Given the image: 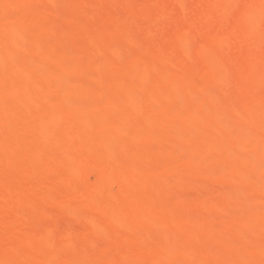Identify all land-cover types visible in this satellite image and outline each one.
<instances>
[{
    "label": "rangeland",
    "instance_id": "rangeland-1",
    "mask_svg": "<svg viewBox=\"0 0 264 264\" xmlns=\"http://www.w3.org/2000/svg\"><path fill=\"white\" fill-rule=\"evenodd\" d=\"M10 1L0 3V7L2 4L3 10L6 9L5 12L0 10L4 12V18L0 15V115L4 114L7 119L12 117L8 123L7 119L0 123L3 124V127L0 125V140L6 136L2 139L5 146L2 140L0 142L3 144L1 148L9 146L14 138L25 137L29 142V138L42 135V138L48 136L53 141H49L42 152L37 151L42 148L32 140L33 143L27 142V145L22 142L23 152L16 151L17 154L14 151L11 157L0 148V264H179L183 260L190 264V259L196 258L197 262L195 260L192 264H220L226 260V256L235 257L232 264H264V238L257 240L258 234L255 233L256 237L252 235L258 231L264 233V216H261L264 214V0H57L56 3L55 0H49L53 1L51 4L48 0ZM11 5L12 8L13 5L15 7L14 13L10 9ZM12 23L15 25L13 28ZM4 26L7 30L11 27L6 34L1 31ZM15 29L19 32L14 33ZM21 32H24V36ZM16 34L19 36H14ZM15 37L18 40L19 37L25 39L29 46L24 41L20 45L21 39L18 41ZM42 63L44 68L48 67L46 71H50V66H53V75L49 74L51 71L44 73L46 79L38 78L39 81L31 75L30 82L26 79L27 83L23 82L19 86V78L16 76L19 71L26 67L23 71L29 76L35 70L33 68H40ZM131 69L135 70L134 73ZM146 70L147 73L144 72ZM47 74L51 75L50 80ZM56 74L59 78L62 76L65 80H70L63 87H55L57 79V83H61ZM11 76L15 79L12 82L8 79ZM73 76L76 77L71 79ZM139 77L142 78L141 82ZM32 78L37 80L34 86H38V91L35 87L28 86V83H33ZM126 78L130 81L125 80ZM44 81L55 86L49 85L48 88ZM22 84L25 86H21ZM96 84H100L101 88ZM41 85H47L46 89L43 87L41 90ZM73 88L81 95L74 97ZM133 90L139 93V98ZM201 90L199 96L196 95ZM164 91H167L165 95ZM40 94L43 97L46 94L45 99L48 95L50 98L47 101ZM69 95H73V99H70L77 102L76 105L71 100L68 101ZM123 95L128 98H125V102ZM195 96L201 99L196 98L197 101ZM83 98L84 101L88 99L87 103ZM31 99L35 100V104ZM80 99L81 102L78 103ZM41 100L45 101L42 103ZM49 100L55 101L60 107L55 105L57 107L47 109V103L52 107ZM29 101L31 105L28 104ZM65 103H71L72 106L63 105ZM78 107L82 110L84 108L85 114ZM182 115L186 117L183 124ZM39 117H51L50 121L56 119L58 122H55L59 125H55L54 120L51 124H43L41 121V125ZM48 118L45 120L49 121ZM233 118L235 120L231 121ZM6 124L11 125V129L7 125L10 131L6 129ZM121 126L123 132L120 131ZM115 132L117 136L113 134ZM110 134L116 137L117 142ZM77 136L91 139L100 136L105 141L102 150L108 148L105 150V157L110 161L104 157L100 163L103 166L100 167L96 162L95 167L83 170L81 176L66 173L64 169L68 163L66 165L64 162L75 161L72 158L74 154L68 157L69 153L66 156V153L57 151L58 146L53 145V142L55 143V139ZM120 136L122 140L124 138L122 143L119 141ZM109 137L112 139L108 140ZM188 137L192 140V143L189 141L191 144L183 141ZM236 137L242 141L235 139ZM234 139L235 146L237 143L241 146H236L239 152L231 150L234 151L231 154L229 150L235 149L234 142L231 143ZM112 140L117 146H111ZM203 140L206 148H201ZM119 144L123 149L118 148ZM14 145L11 149L17 150L19 143L16 148ZM49 145H53L50 146L51 152L48 150ZM138 145H142L143 149H134ZM20 146L21 144L18 147ZM97 147L101 148V144ZM109 147L114 148L115 152ZM140 149L143 151L141 150L140 155L137 154V158L135 153L140 152ZM38 152L44 154H40L43 158L37 157V160ZM107 152L111 156L108 157ZM164 152L174 154L171 156L173 160L167 158L166 162L170 161L169 164L163 161ZM112 159H115L113 163ZM56 160L65 166L64 169L61 166L59 170L60 165L54 163ZM135 161L137 163L133 165L132 162ZM33 162L36 165L33 166ZM163 164L165 168H173L165 170ZM128 165L134 166L136 170L132 167L133 170L127 171ZM218 166H221L219 170ZM234 167L238 170H232ZM90 175L98 178L100 186L96 183L86 184V178ZM121 177L126 181L129 179L128 182ZM148 179L152 181L149 182ZM66 181L69 182L65 183ZM124 181L129 183L126 187ZM101 182H105V187ZM174 183H179L176 188ZM95 186L98 187L97 190H94ZM238 189L241 190L240 193L243 192L242 195L236 193ZM77 192H81L80 196H77ZM90 194L98 197L96 202L89 199L92 196ZM82 195L85 196L83 200ZM245 196L249 198L246 199ZM235 198L237 205H234ZM88 199L91 201H87ZM43 205L46 206L42 208ZM140 205H145L147 209L135 213V208ZM155 208L158 211H154ZM116 209L119 210V221L111 220V215H116ZM93 210L96 211L94 214ZM121 211H124V215ZM111 212L113 213L109 215ZM102 227L106 228L103 230ZM27 229L30 232L34 230L33 235ZM164 239L172 242L167 243ZM222 252L225 255L227 252V255ZM25 256L27 260L22 259Z\"/></svg>",
    "mask_w": 264,
    "mask_h": 264
},
{
    "label": "bare ground",
    "instance_id": "bare-ground-1",
    "mask_svg": "<svg viewBox=\"0 0 264 264\" xmlns=\"http://www.w3.org/2000/svg\"><path fill=\"white\" fill-rule=\"evenodd\" d=\"M0 1H1V0H0ZM11 1H12V0H11ZM11 1H10V2H11ZM29 1H30V0H29ZM32 1H33V0H32ZM32 1H31V2H32ZM36 1H37V0H36ZM36 1H35V3H36ZM2 2L4 3V0L1 1L0 3H2ZM16 2H17V1H16ZM21 2H22V1H21ZM51 2H53V1H51ZM51 2H49V0H48V3L51 4ZM56 2H57V0H55V3H56ZM61 2H63V1H61ZM13 3H14V2H13ZM32 3H33V2H32ZM32 3H31V4H32ZM9 4H10V3H9ZM25 4H26V3H25ZM27 4H28V3H27ZM63 4H64V3H63ZM63 4H62V6H63ZM14 5H15V4H14ZM14 5H13V8H12V5H11V7H10V9L12 8L11 11H12L13 13H14L13 9L15 10ZM19 5H20V4H19ZM22 5H24V4H22ZM22 5H21V7H22ZM28 5H29V4H28ZM28 5H27V6H28ZM60 5H61V3H60ZM2 6H3V5L1 4V7H0L1 9H0V10H3V9H4V8H2ZM7 6H8V5H7ZM4 7H5V6H4ZM59 7H60V6H59ZM5 10H6V9H5ZM5 10H3V11L5 12ZM20 10H21V9H20ZM11 11H10V12H11ZM254 11H255V10H254ZM254 11H252L253 14H254ZM4 12H2V11L0 12V15H1L2 17L4 16V14L2 15V13H4ZM12 12H11V13H12ZM15 12H16V11H15ZM253 14H252V13L250 14V15H252V18H253ZM6 15H7V14H6ZM6 15H5V16H6ZM12 15H13V14H12ZM1 16H0V17H1ZM7 16H8V15H7ZM2 17H1V18H2ZM10 17H11V16H10ZM12 17H13V16H12ZM3 18H4V17H3ZM4 20H5V19H4ZM7 20H8V19H7ZM17 20H19V19H17ZM23 20H24V19H23ZM252 20H253V19H252ZM11 21H12V20H11ZM27 21H28V24H29V19H28ZM45 21H46V20H45ZM21 22H22V21H21ZM24 23H25V22H24ZM8 24H11V23H8ZM26 24H27V23H26ZM31 24H32V23H31ZM1 25H2V24H1ZM12 25H14V23H12ZM27 26H28V25H27ZM45 26H46V25H45ZM13 27H15V25L12 26V28H13ZM21 27H22V26H21ZM40 27H41V26H40ZM10 28H11V27H10ZM10 28H8V30H7V28H5V26H4V28L1 29V31H3V33H2V32H1V33H2V34H6V32H8ZM23 28H25V25H24ZM3 29H5L6 31L3 30ZM17 29H18V28H17ZM43 29H44V28H43ZM43 29H41V30H43ZM13 30H14V29H13ZM11 31H12V29H11ZM11 31H10V34H11ZM21 31H22V30H21ZM4 32H5V33H4ZM15 32H19V30H16V29H15L14 33H15ZM44 32H45V30H44ZM54 32H55V31H54ZM12 33H13V31H12ZM21 33H22V35L24 36V34H23L24 32H21ZM21 33H18V34H21ZM49 34H50V33H49ZM257 34H258V33H257ZM12 35H13V34H12ZM22 35H21V36H22ZM14 36H17V37H18L19 35L16 34V35H14ZM21 36H20V37H21ZM25 36H26V34H25ZM17 37H15V38H17ZM20 37H19V40H20L21 38H25V37H21V38H20ZM32 37H33V36H32ZM28 39H29V38H28ZM17 40H18V38H17ZM19 40H18V41H19ZM24 40H25V39H23V40L21 39L20 42H21V41H24ZM26 41H27V40H26ZM237 41H238V40H237ZM239 42H240V41H239ZM24 43H26V42L24 41ZM24 43H23V44H24ZM241 43H242V42H241ZM23 44H22V42L20 43V45H23ZM26 44L29 46L28 42H27ZM32 44H33V43H32ZM69 44H70V43H69ZM239 44H240V43H239ZM63 45H64V44H63ZM63 45H62V46H63ZM241 45H242V44H241ZM25 46H26V45H25ZM32 47H34V46H32ZM68 47H69V46H68ZM97 52H98V51H97ZM97 52H96V53H97ZM62 53H63V52H62ZM98 54H99V53H98ZM102 54H103V53H102ZM101 56H102V55H101ZM227 56H228V55H227ZM65 57H66V56H65ZM69 57H70V56H69ZM98 57H99V55H98ZM98 57H97V58H98ZM62 58H63V57H62ZM66 58H67V57H66ZM101 58H102V57H101ZM58 59H59V58H58ZM99 59H100V58H99ZM225 59H226V58H225ZM61 60H62V59H61ZM68 60H69V59H68ZM101 60H102V59H101ZM52 61H53V60H52ZM56 62H58V61H56ZM63 62H64V61H63ZM100 62H101V61H100ZM44 64L46 65V62H45ZM69 64H71V62H69ZM69 64H68V66H69ZM45 65H43V63H42V66H43V67H42V66H40V68H39V66L34 67L33 70L35 69L36 72H35V70H34V71H31L32 74H31L30 72H28V73H30L29 76H27L26 71H23V70H26V67L23 68L21 71H19V74L16 75V76H17V79L19 78V82H18V83H19V86H20L21 83L25 82L26 79H27L28 82H30L29 79H30L31 75H33V77L36 78L37 80H38V78H39V79H40V78H43L42 80H45V79H46V78L44 77L45 74H46L47 72H50V71H51V72H50L49 74L53 75L52 72L54 71V69L51 70V69L53 68V66H52V68H51V66H50V71H48V70L46 71V69H47L48 67L44 68ZM54 66H55V65H54ZM41 67H42L43 69H42ZM54 68H55V67H54ZM208 68H209V67H208ZM20 69H21V68H20ZM20 69H19V70H20ZM39 69H40V70H39ZM41 69H42V71H41ZM44 69H45V70H44ZM63 69H64V68H63ZM134 69H136V68H134ZM142 69H143V68H142ZM142 69H141V70H142ZM180 69H181V68H180ZM67 70H68V69H67ZM67 70H65V71L62 70V71H63V72H66ZM69 70H70V69H69ZM131 70H132L133 73H134L135 70H133V69H131ZM139 70H140V69H139ZM209 70H210V69H209ZM37 71H38V72H37ZM206 71H207V70H206ZM20 72H21V73H20ZM22 72H23V76H22ZM24 72H25L26 76H24V75H25ZM33 72H35V73H33ZM67 72H68V71H67ZM141 72H142V71H141ZM144 72L147 73V70L144 71ZM233 72H234V71H233ZM37 73H38V74H37ZM44 73H45V74H44ZM130 73H132V72H130ZM226 73H227V72H226ZM34 74H36V75H34ZM49 74H47L46 76H48ZM57 74H58V73H57ZM57 74H56V75H57ZM61 74H63V73L61 72ZM66 74H67V73H66ZM66 74H64V77L66 76ZM20 75H21L22 77H21ZM39 75H40V76H39ZM51 75L48 76L49 80H50V76H51ZM59 75H60V73H59ZM131 75L134 76V74H131ZM131 75H130V76H131ZM140 75H142V74H140ZM140 75H138V76H140ZM38 76H39V77H38ZM42 76H43V77H42ZM67 76H68V75H67ZM133 76H132V77H133ZM142 76H144V75H142ZM148 76H149V75H147V77H148ZM182 76H183V75H182ZM20 77H21V78H20ZM24 77H26V78H24ZM28 77H29V78H28ZM52 77H54V76H52ZM69 77H70V76H69ZM75 77H76V76H75ZM75 77L73 76L71 79H73V78H75ZM128 77H129V76H128ZM144 77H145V76H144ZM57 78H59L58 75H57ZM57 78H56V79H57ZM62 78H63L62 76L59 78V79H61V80L59 81V82H61V83H59V84L57 83V81H58V79H57V81H56V85H57V86H55V84H53V83H52V84H49V82H48L49 80L47 79L48 81H46V82H47L48 88L50 87L49 85H51L52 87H54V86H55V87H60V86H62V85H65L66 81H68L69 78L66 77V78H68L67 80H65V78H63V79H62ZM130 78H131V77H130ZM139 78H140V77H139ZM148 78H149V77H148ZM173 78H174V77H173ZM8 79H9L10 82H12V81L15 80V79L13 80V77H12V76L9 77ZM8 79H7V80H8ZM24 79H25V80H24ZM36 79L34 80V79L32 78V80H33V83H32V84H33V85H32L31 83H30V84L28 83V86L31 85V88H34V87H35V88L37 89V91H38V88H37L38 86H37V87L34 86V84L36 85V82H37ZM56 79H55V80H56ZM141 79H142V78H140V80H139L140 82H141ZM143 79H144V78H143ZM206 79H207V77H206ZM21 80H22V81H21ZM62 80H63V81H62ZM69 80H70V79H69ZM125 80L130 81V80L127 79V78H126ZM174 80H176V79H174ZM199 80H200V79H199ZM38 81H39V80H38ZM118 81H119V80H118ZM131 81H133V80H131ZM144 81H145V80H143V82H144ZM146 81H147V79H146ZM213 81H214V80H213ZM10 82H9V83H10ZM46 82L44 81V84H46ZM63 82H64V83H63ZM72 82H73V81H72ZM95 82H96V81H95ZM98 82H99V81H98ZM121 82H123V81H121ZM140 82H139V83H140ZM25 83H27V82H25ZM67 83H68V82H67ZM100 83H101V82H100ZM127 83H128V82H127ZM172 83H173V82H172ZM172 83H171V86H172ZM179 83H180V82H179ZM190 83H191V82H190ZM208 83H210V82H208ZM39 84H43V83H39ZM70 84H72V83H70ZM120 84H121V83H120ZM122 84H123V83H122ZM132 84H133V83H132ZM176 84H177V83L175 82V85H176ZM199 84H200V83H199ZM213 84H214V83H213ZM23 85L25 86V84H22L21 86H23ZM26 85H27V84H26ZM47 85H45V86L41 85L40 89L43 88V87L46 89V86H47ZM59 85H60V86H59ZM96 85H99L100 88H101V85H100V84H96ZM189 85H190V84H189ZM214 85L217 86V84H214ZM39 86H40V85H39ZM118 86H120V85H118ZM129 86H130V85H129ZM176 86H177V85H176ZM29 87H30V86H29ZM62 87H63V86H62ZM97 87H98V86H97ZM177 87H178V86H177ZM35 88H34V89H35ZM44 88H43V89H44ZM48 88H47V89H48ZM112 88H113V86H112ZM112 88H111V89H112ZM121 88H123V87H121ZM140 88L142 89L141 85H140ZM170 88L173 89L174 87H170ZM170 88H168V89H170ZM178 88H179V87H178ZM178 88H177V90L180 89V88H179V89H178ZM188 88H189V87H188ZM208 88H210V87H208ZM215 88H216V87H215ZM40 89H39V90H40ZM74 89H75V88H73L72 90H74ZM156 89H157V88H156ZM165 89L167 90L166 87H165ZM165 89H163V90H165ZM181 89H182V88H181ZM186 89H187V87H186ZM41 90H42V89H41ZM76 90H77V89H75L74 94H73L74 97H77L78 94L81 95V93H76V92H78V90H77V91H76ZM118 90L121 91V89H118ZM123 90H124V89H123ZM126 90H127V89H126ZM143 90H144V89H143ZM152 90H153V89H152ZM194 90H195V89H194ZM199 90H200V89H199ZM138 91L140 92L139 87H138ZM149 91H150V90H149ZM180 91H181V90H180ZM180 91H179V92H180ZM207 91H208V90H206L205 93H206ZM218 91H219V87H218ZM218 91H217V92H218ZM71 92H73V91H71ZM105 92H106V91H105ZM114 92H115V91H114ZM122 92H123V91H122ZM133 92H134V90H133ZM133 92H131L130 95H131ZM146 92H147V91H146ZM151 92H153V91H151ZM160 92H161V91H160ZM164 92H165V91H164ZM166 92H167V91H166ZM166 92L164 93V95L166 94ZM181 92H182V91H181ZM186 92H187V90H186ZM201 92H202V90H201L200 92H198L196 95L199 96V93H201ZM38 93H41V92H38ZM134 93H135V92H134ZM148 93H149V92H148ZM158 93H159V92H158ZM172 93H173V92H172ZM189 93H190V92H189ZM191 93H192V92H191ZM195 93H196V92H195ZM203 93H204V92H203ZM203 93H202V96H203ZM115 94H116V93H115ZM117 94H118V93H117ZM124 94H126V92H125ZM135 94H136L137 97L139 96V93L137 94V92H136ZM135 94H134V97H136ZM187 94H188V92H187ZM218 94H219V93H218ZM218 94H217V95H218ZM34 95H35V94H34ZM38 95H39V94H38ZM47 95H48V94H47ZM57 95H58V94H57ZM57 95H55V98H57V97H56ZM70 95H71V94H70ZM70 95L68 96L69 99L67 98L68 101H70V100H71L70 98L73 97V95H72V97H70ZM75 95H76V96H75ZM130 95H128V96L130 97ZM147 95H148V94H147ZM206 95H207V93H206ZM36 96H37V95H36ZM40 96L42 97V99H45L44 97L46 96V94L44 95V97H43V94H40ZM40 96H39V97H40ZM58 96L60 97V95H58ZM123 96H124V95H123ZM126 96H127V95H126ZM156 96H157V95H156ZM190 96H191V94H190ZM190 96H189V97H190ZM39 97H38V98H39ZM80 97H83V96H80ZM131 97H132V95H131ZM131 97H130L129 99H131ZM137 97H136V98H137ZM144 97H145V96H144ZM146 97H147V96H146ZM146 97H145V98H146ZM149 97H150V96H149ZM179 97H180V96H179ZM200 97H201V95H200ZM32 98H35V97H32ZM36 98H37V97H36ZM48 98H50L49 95H48V97H47L45 100L48 101ZM55 98H54V100H57V99H55ZM60 98H61V97H60ZM84 98H85V97H84ZM84 98H83V101H84ZM109 98H110V97H109ZM125 98H126V97L124 96V102H125ZM136 98H135V99H136ZM138 98H139V97H138ZM140 98H141V97H140ZM145 98H144V99H145ZM150 98H151V97H150ZM196 98L198 99L199 97H196V96H195L194 99H196ZM216 98H217V97H216ZM61 99H62V98H61ZM72 99H73V98H72ZM122 99H123V98H122ZM122 99H121V102H122ZM127 99H128V98H126V100H127ZM153 99H154V98H152V100H153ZM180 99H181V98H180ZM194 99H193V100H194ZM197 99H196V100H197ZM199 99H201V98H199ZM45 100H41L42 103H43V101H45ZM51 100H52V99H51ZM138 100H141V99H138ZM149 100H151V99H149ZM184 100H185V99H184ZM190 100H192V99H190ZM190 100H189V101H190ZM196 100H195V101H196ZM218 100H219V99H218ZM31 101H33V99H31ZM31 101H29L28 104H29ZM34 101H35V100H34ZM34 101H33V104H35ZM59 101H60V100H59ZM65 101H67V100L65 99ZM65 101L62 100V101H60V102H65ZM87 101H88V99L86 98V101H84V102L87 103ZM100 101H101V100H100ZM102 101H103V100H102ZM131 101H132V99H131ZM131 101H129V102L131 103ZM142 101H143V100H142ZM182 101H183V99H182ZM197 101H198V100H197ZM49 102H51L50 104H52V107H50L49 103H47L48 106L50 107V108L48 107L47 109H51V108H53L55 105L59 106L58 104H56L55 101H50V100H49ZM79 102H81V99H80V101H78V103H79ZM133 102H134V101H133ZM191 102H193V101H191ZM53 103H54V104H53ZM67 103H68V102H67ZM67 103H65V104H63V105H69V104H70V105L72 106L71 103H74V104L76 105L77 102H74V101L72 102V100H71V103H69V104H67ZM143 103H144V102H143ZM145 103H146V102H145ZM230 103H231V102H230ZM40 104H41V103H40ZM82 104H83V103H82ZM88 104H89V103H88ZM127 104H128V103H127ZM139 104H140V102H139ZM154 104H155V103H154ZM190 104H191V103H190ZM29 105H31V103H30ZM63 105H62V106H63ZM75 105H74V106H75ZM86 105H87V104H86ZM93 105H94V104H93ZM151 105H152V104H151ZM37 106L39 107V104H38ZM57 106H55V107H57ZM77 106H78V105H77ZM88 106H89V105H88ZM154 106H155V105H154ZM157 106H158V105H157ZM157 106H156V107H157ZM191 106L193 107V105H191ZM38 107H37V108H38ZM59 107H60V106H59ZM81 107H82V106H81ZM83 107H84V106H83ZM86 107H87V106H86ZM90 107H91V106H90ZM90 107H89V108H90ZM150 107H151V106H150ZM186 107H187V106H186ZM232 107H233V106H232ZM232 107H231V108H232ZM78 108H80V107H78ZM145 108H146V107H145ZM189 108H190V107H189ZM80 109H81V108H80ZM152 109H154V107H153ZM152 109H151V110H152ZM181 109H182V108H181ZM81 110H82V109H81ZM87 110H89V109H87ZM143 110H144V109H143ZM193 110H195V109H193ZM182 111H183V110H182ZM237 111H238V110H237ZM239 111H240V110H239ZM43 112H44V111H43ZM79 112H80V113L84 112L83 114H85L86 111H85V109L83 108L82 112H81L80 110H79ZM89 112H90V111H89ZM94 112H96V110H95ZM178 112H180V111H178ZM192 112H193V111H192ZM240 112H241V111H240ZM123 113H125V112H123ZM5 114H6V113H5ZM83 114H82V115H83ZM120 114H121V113H120ZM125 114H126V113H125ZM182 114H183V113H182ZM24 115H25V114H24ZM24 115H23V116H24ZM43 115H44V114H43ZM43 115H42V117H43ZM80 115H81V114H80ZM87 115H88V114H87ZM179 115H180V114H179ZM191 115H193V114H191ZM6 116H7V115H6ZM26 116H27V114H26ZM83 116H84V115H83ZM182 116H183V115H182ZM0 117H2V118H0V123H1V121H5L4 119H7V118H5V115H4V114H3L2 116L0 115ZM42 117H41V118L39 117V121H38L41 125H42V122H43V124H44V122H45L46 124H49V122H50V124H51V121H52V123H53V120H54V119H52V120L50 121L51 117H50V119H49L48 117H45V118L42 119ZM136 117H137V116H136ZM234 117H235V116H234ZM9 118H12V117L9 116L8 119H7V122H6V123H8ZM24 118H25V117H24ZM46 118H48L49 121H46V120H45ZM99 118H100V117H99ZM137 118H138V117H137ZM182 118H183V119H182V120H183L182 124H183V123H185V118H186V117L184 118V116H183ZM188 118L190 119L189 116H187V119H188ZM147 119H148V118H147ZM43 120H44V121H43ZM55 120H56V119H55ZM55 120H54V123H56L55 125H59V124L57 123L58 120H56L57 122H55ZM98 120H99V119H98ZM127 120H128V118L126 119V122H127ZM131 120H132V116H131ZM131 120H129V122H130ZM182 120H181V121H182ZM234 120H235V119L233 118V120H231V121H234ZM10 121H11V119H10ZM41 121H42V122H41ZM100 121H103V120L100 119ZM100 121H99V122H100ZM148 121H149V120H148ZM229 121H230V120H229ZM2 123H3V122H2ZM9 123H11V122H9ZM148 123H149V122H148ZM125 124H126V123H125ZM125 124H124V125H125ZM153 124H154V123H153ZM157 124H158V123H156V125H157ZM0 125H1V124H0ZM2 125H3V124H2ZM2 125H1V126H2ZM7 125H8L9 127H10L11 125H10V124H6V126H5V127H7L6 129L9 130V127H8ZM132 125H133V124H132ZM146 125H147V124H146ZM146 125H145V126H146ZM226 125H227V124H226ZM149 126H150V127H153V125L151 126V124H149ZM165 126H166V125H165ZM223 126H225V125H223ZM2 127H3V126H2ZM5 127H4V128H5ZM118 127H119V126H118ZM122 127H123V126L120 127V131L123 132V130H121ZM143 127H144V126H143ZM166 127H168V126H166ZM231 127H232V125H231ZM231 127H230L229 129H231ZM124 128H125V126H124ZM158 128H160V127H157V129H158ZM226 128H227V127H226ZM10 129H11V127H10ZM111 129H112V128H111ZM114 129H115V128H114ZM137 129H138V128H137ZM142 129H143V128H142ZM144 129H145V128H144ZM154 129H156V128H154ZM223 129H224V128H223ZM227 129H228V128H227ZM116 130H118V128H117ZM125 130H126V131L128 130V125H127V127H126ZM133 130H134V129H133ZM224 130H225V129H224ZM9 131H10V130H9ZM120 131H119V133H120ZM136 131H137V130H136ZM138 131H139V130H138ZM0 132H1V131H0ZM2 132H3V131H2ZM109 132H110V131H108V133H109ZM116 132H117V131H116ZM116 132L113 133V134L115 135ZM122 132H121V133H122ZM124 132H125V131H124ZM143 132H146V131L143 130ZM155 132H156V131H155ZM105 133H107V132H105ZM108 133H107V134H108ZM156 133H157V132H156ZM234 133H235V131H234ZM234 133H233V135H234ZM14 134H15V133H14ZM113 134H112V135L110 134L109 136L113 137ZM117 134H118V132H117ZM117 134H116V136H117ZM141 134L143 135L144 133H141ZM3 135H5V134H3ZM3 135H2V136H3ZM7 135H8V134H7ZM104 135H105V134H104ZM104 135H102V137H103ZM120 135H121V134H120ZM131 135H132V133H131ZM136 135H137V134H136ZM12 136H13V134H12ZM75 136H76V135H75ZM123 136H124V135H123ZM143 136H144V135H143ZM149 136H150V135H149ZM258 136H259V135H258ZM5 137H6V136H5ZM5 137H3V138H5ZM10 137H11V136H10ZM32 137H33V136H32ZM47 137H48V136H47ZM47 137L43 136V138H42V135H40V137L38 136V138H37V137H36V138H35V137H34V138H29V140H30L29 142H32V141H33L34 143L39 144V145L41 146L42 149L37 150V151H41V152H42L43 149L45 150V146H46V144H48L49 141H50V138H49V137L47 138ZM70 137H72V136H70ZM97 137H98V136H97ZM102 137H101V138H102ZM105 137H108V136H105ZM111 137H109V139H108V138H107V139L110 140V139H112ZM138 137H139V136H138ZM3 138H1V140H2ZM117 138H119V135H118ZM120 138H121V136H120ZM139 138H140V137H139ZM188 138H189V137H188ZM200 138H201V137H200ZM9 139H10V138H9ZM12 139H13V137H12ZM12 139H11V140H12ZM16 139H17V140H16ZM24 139H25V137L22 138V139H21V138H14V140H12L11 142H10V140H8V141L10 142V143H9L10 145L7 146V147H3V148H1L2 145L4 144V141L2 140L3 144L0 143V148H1V150H2V149L5 150V154H6V155H10V157H11L12 154L14 153V151H15V152L17 151V152L19 153V152H21L22 146L24 147V144L27 145L28 139H27V138H26L25 140H24ZM48 139H49V140H48ZM103 139H105V138L103 137ZM103 139L101 140V139H100V136H99L97 139H91V138H88V137H86V136H81V137H78V136H77L76 138H66V137H64V139H58V140L55 139V143L53 142V145L56 144V146H58V147L55 146L56 149L58 148L57 151L59 150V151H62L63 153H66V156H68V153H69V156H68V157H72L73 154H74V156H73L72 158H75V161H72V162H70V161L64 162L66 165H67V163H68V165L66 166L65 169H64L65 166H62L63 164L61 165V163H60L59 161L56 160L57 162L54 161V163H56L57 166L60 165V166L58 167L59 170H60V168H61V166H62V168L64 169V171H65L66 173H67V172H70V173H75V174H77L78 176H81L83 170L86 171V170H88L89 168L91 169V167H92V168L95 167L94 164H95L96 162H98L99 165H100V163L103 162V159H104V157H105V152L108 150V148L106 149V147L104 148V150H102V147H104L103 144H104V142H105V141L103 142ZM114 139H116L115 136L113 137V140H114ZM128 139H129V138H128ZM134 139H135V136H134ZM136 139L138 140V138H136ZM189 139H190V140H189ZM189 139H187V138H186L185 140L183 139V141H185L184 143H185V144H186V143H187V144H191V143H192V140H191V138H189ZM220 139H221V138H220ZM235 139H239V138L236 137ZM235 139L231 141V143L234 142V146H235ZM1 140H0V142H1ZM26 140H27V141H26ZM31 140H32V141H31ZM113 140H112V141H113ZM121 140H122V138H121L119 141H121ZM123 140H124V138H123ZM123 140H122V141H123ZM137 140H135V141H137ZM145 140H146V139H145ZM149 140H150V138H149ZM186 140H187V141H186ZM216 140H217V139H216ZM239 140L242 141L241 139H239ZM256 140H257V139H256ZM259 140L261 141V138H260ZM8 141H7V143H8ZM52 141H53V140H52ZM52 141H50V142H52ZM106 141H107V140H106ZM112 141H111V142H112ZM122 141H121V143H122ZM129 141H130V140H129ZM133 141H134V140H133ZM178 141H179V140H178ZM189 141H191V143H189ZM217 141H218V140H217ZM227 141H228V140H227ZM236 141H237V140H236ZM260 141H259V142H260ZM5 142H6V140H5ZM20 142H21V143H20ZM22 142L24 143L23 145H22ZM25 142H26V143H25ZM29 142H28V143H29ZM33 142H32V143H33ZM102 142H103V143H102ZM115 142H117V139H116ZM131 142H132V141H131ZM144 142H145V141H144ZM200 142H201V141H200ZM237 142H239V141H237ZM247 142H248V141H247ZM256 142H257V141H256ZM11 143L15 144L14 147H15L18 143H19V145L21 144V146H20V148H19V147H18L19 145H17V150H15V149L13 150V149H11V148H13V144H12V146H11ZM97 143L101 144V148H100V147H97V146L99 145V144H97ZM106 143H107V142H106ZM142 143H143V142H142ZM172 143H173V142H172ZM202 143H203V144H202ZM240 143H241V142H240ZM261 143H262V142H261ZM110 144H111V143H110ZM114 144H116V146H117V143H114V141L112 142V145H111V146L114 147ZM201 144H202V147H201V148L205 147V145H206V144L204 143V140H203V142H201ZM204 144H205V145H204ZM217 144H218V143H217ZM223 144H224V143H223ZM256 144H257V143H256ZM32 145L34 146L35 144H32ZM53 145H52V146H53ZM119 145H120V144H119ZM122 145H123V144H122ZM126 145H127V144H126ZM129 145H130V144H129ZM150 145H151V144H150ZM166 145H168V144H166ZM238 145H239V144L237 143V144H236L237 148H239ZM4 146H5V144H4ZM33 146H32V147H33ZM36 146H37V145H36ZM43 146H44V147H43ZM50 146H51V145H49V148L47 147L48 150H50L49 152L52 151V150L50 149ZM52 146H51V147H52ZM169 146H170V145H169ZM232 146H233V144H232ZM236 146H235V149H234L233 147H230V146H229V148H233V149H230V150L228 149L229 152H231V154H232V152H234V151H231V150H237V151H238V149L236 148ZM239 146H241V145H239ZM119 147H121V148L123 149V147H122L121 145L118 146V148H119ZM139 147H140V145H138L137 147H134V149H137V150H138ZM164 147H165V146H164ZM259 147H260V146H259ZM5 148H6V149H5ZM15 148H16V147H15ZM29 148H30V147H29ZM47 148H46V149H47ZM99 148H100V149H99ZM121 148H120L119 150H121ZM140 148L143 149V146L141 145ZM171 148H172V147H171ZM194 148H195V147H194ZM205 148H206V147H205ZM27 149H28V147H27ZM36 149H37V148H36ZM109 149H111V147H109ZM113 149H114V148H113ZM113 149H111V150H113ZM142 149H140V152H137V151H136V153H135L136 156H135V157L138 158V155H137V154L140 155V153L143 151ZM146 149H147V148H146ZM168 149H169V148H168ZM210 149H211V148H209V150H210ZM240 149H241V148H240ZM257 149H259V148H257ZM1 150H0V151H1ZM19 150H20V151H19ZM22 150H23V149H22ZM54 150H55V149H54ZM105 150H106V151H105ZM111 150H110V152H109V151H108V152L111 153V152H112ZM125 150H126V149H125ZM141 150H142V151H141ZM197 150H199V149L197 148ZM205 150H206V149H205ZM207 150H208V149H207ZM219 150H220V149H219ZM10 151H11V152H10ZM113 151H114V150H113ZM126 151H127V150H126ZM132 151H133V150H132ZM146 151H147V150H146ZM220 151H221V150H220ZM239 151H240V150H239ZM239 151H238V152H239ZM251 151H253V150H251ZM255 151H256V150H255ZM255 151H254V152H255ZM257 151H258V150H257ZM6 152H7V153H6ZM17 152H16V153H17ZM22 152H23V151H22ZM22 152H21V153H22ZM45 152H46V151H45ZM54 152H55V151H54ZM108 152H107V155H108ZM114 152H115V151H114ZM114 152H113V153H114ZM150 152H151V151H150ZM154 152H156V151H154ZM224 152H225V151H224ZM11 153H12V154H11ZM16 153H15V154H16ZM18 153H17V154H18ZM47 153H48V152H47ZM116 153H117V151H116ZM132 153H133V152H132ZM145 153H146V152H145ZM151 153H152V152H151ZM156 153H157V152H156ZM170 153H172V152H170ZM170 153L167 154V152H166V153L164 152V155H165V159H163L164 162L167 161V158H168V160H170V159L172 158L171 156L174 155V154H170ZM248 153H249V152H248ZM2 154H3V153H2ZM40 154H41L40 152H38V154H36V155H37V156H36V159H37V160H38L39 157H42L41 155L44 154V153H42L41 155H40ZM51 154H52V153H51ZM75 154L78 155V156H75ZM120 154H121V153H119V155H120ZM128 154H129V153H128ZM157 154H158V153H157ZM169 154H170V156H169ZM181 154H182V152H181ZM222 154H223V153H222ZM228 154H230V153H228ZM231 154H230V155H231ZM234 154H236V153H234ZM0 155H1V154H0ZM38 155H40V156H38ZM63 155H64V154H63ZM70 155H71V156H70ZM80 155H81V156H80ZM121 155H122V154H121ZM132 155H133V154H132ZM161 155H163V154H161ZM4 156H5V155H4ZM32 156H35V155H32ZM32 156H31V157H32ZM51 156H52V155H51ZM59 156H60V155H59ZM89 156H90V158H89ZM109 156H111V154L108 155V157H109ZM146 156H147V155H146ZM156 156H157V155H156ZM166 156H167V157H166ZM224 156H225V155H224ZM232 156H233V155H232ZM248 156H249V155H248ZM31 157H30V158H31ZM37 157H38V158H37ZM78 157H79V158H78ZM80 157H82V158H81L82 160H80ZM124 157H127V156H124ZM124 157H123V158H124ZM169 157H170V158H169ZM7 158H8V157H7ZM42 158H43V157H42ZM56 158H57V157H56ZM88 158H89V159H88ZM91 158H92V160H94V161H92ZM106 158H107V157H105V159H106ZM151 158H152V157H151ZM151 158H150V159H151ZM160 158H161V157H160ZM226 158H227V157H226ZM229 158H230V156H229ZM9 159H10V158H9ZM34 159H35V157H34ZM50 159H51V158H50ZM78 159H79L80 161H79ZM124 159H125V158H124ZM6 160H7V159H6ZM6 160H5V161H6ZM29 160L31 161V159H29ZM90 160H91V161H90ZM107 160L110 161L108 158H107ZM113 160H115V159H112V161H111L112 163H113ZM135 160H136V158H135ZM171 160H173V158H172ZM227 160H228V159H227ZM248 160H250V159H248ZM3 161H4V160H3ZM34 161H35V163L37 162L36 160H34ZM40 161H41V159H40ZM82 161H84V162L82 163ZM124 161H125V160H123V162H124ZM136 161H138V159H137ZM136 161H135V163L132 162L133 165L137 163ZM152 161H153V159H152ZM250 161H251V160H250ZM0 162H1V161H0ZM111 162H110V163H111ZM143 162H144V161H143ZM154 162H155V160H154ZM169 162H170V161H169ZM169 162H166V163L169 164ZM225 162H226V161H225ZM7 163H8V162H7ZM46 163H47V161H46ZM54 163H53V166H54V168H55L56 165H55ZM59 163H60V164H59ZM69 163H70V164H69ZM71 163H72V164H71ZM77 163H79V165H77ZM215 163H217V162H215ZM222 163H223V162H222ZM0 164H1V163H0ZM8 164H9V163H8ZM10 164H11V163H10ZM29 164L31 165V162H29ZM38 164H39V162H38ZM90 164H91V165H90ZM98 164H97V166H98ZM117 164H118V163H117ZM125 164H126V163H125ZM143 164H144V163H143ZM145 164H146V163H145ZM170 164H171V163H170ZM218 164H219V163H218ZM224 164H226V163H224ZM227 164H228V162H227ZM249 164L251 165L250 162H249ZM252 164H254V163H252ZM256 164L258 165V162H257ZM261 164H262V163H261ZM34 165H36V164H34V162H33V166H34ZM73 165H76V166H73ZM95 165H96V164H95ZM101 165H102V164H101ZM101 165H100V167H101ZM129 165H130V164H129ZM129 165H128V166H129ZM137 165H138V164H137ZM155 165H156V164H155ZM163 165H164V169H165V170H170V169L173 168V167L171 166V168H170V167H169V168L166 167V168H167V169H166V168H165V164H163ZM188 165H189V164H185V166H188ZM220 165H221V164H220ZM1 166H2V165H1ZM53 166H52V167H53ZM90 166H91V167H90ZM102 166H103V165H102ZM115 166L117 167V165H115ZM119 166H120V165H119ZM119 166H118V167H119ZM173 166H174V165H173ZM191 166H192V164H191ZM191 166H190V168H191ZM228 166H229V165H228ZM261 166H262V165H261ZM5 167H6V165H5ZM41 167H42V166H41ZM41 167H40V168H41ZM112 167H113V166H112ZM132 167L135 169L134 166H131V167L129 166V167L127 168V171L130 170V169H132ZM147 167H148V166H147ZM219 167L221 168V166H218L217 170H219ZM249 167H250V166H249ZM6 168H8V167H6ZM22 168H23V167H22ZM24 168H25V166H24ZM24 168H23V169H24ZM28 168H29V167H28ZM43 168H44V167H43ZM43 168H42V170H43ZM58 168H57V170H58ZM96 168H97V167H96ZM98 168H99V167H98ZM183 168H185V167H183ZM225 168H226V167H225ZM255 168H256V167H255ZM25 169H26V168H25ZM30 169H31V168H30ZM34 169H35V168H34ZM46 169H47V168H46ZM99 169H100V168H99ZM164 169H163V170H164ZM177 169H178V168H177ZM210 169H211V168H210ZM222 169H223V168H222ZM226 169H227V168H226ZM236 169H237L236 167L232 168V170H236ZM259 169H260V168H259ZM262 169H264V168H262ZM2 170H3V169H2ZM6 170H7V169H6ZM21 170H22V169H21ZM36 170H37V169H36ZM68 170H69V171H68ZM112 170H113V169H112ZM132 170H133V169H132ZM135 170H136V169H135ZM185 170H187V169H185ZM220 170H221V169H220ZM237 170H238V169H237ZM34 171H35V170H34ZM34 171H32V172H34ZM45 171H46V170H45ZM53 171H54V170H53ZM61 171H62V170H61ZM64 171H63V172H64ZM84 171H83V172H84ZM130 171H131V170H130ZM226 171H227V170H226ZM39 172H40V171H39ZM116 172H117V171H116ZM210 172H211V171H210ZM210 172H209V173H210ZM214 172H215V170L213 171V173H214ZM219 172H220V171H219ZM51 173H53V172L51 171ZM90 173H91V172H90ZM138 173H139V172H138ZM217 173H218V172H217ZM220 173H221V172H220ZM220 173H219V174H220ZM229 173H230V172H229ZM36 174H37V172H36ZM44 174H46V173H44ZM85 174H86V173H85ZM121 174H122V171H121ZM130 174H131V173H130ZM133 174H134V173H133ZM253 174H254V173H253ZM255 174H256V173H255ZM51 175L53 176V174H51ZM57 175H58V174H57ZM57 175H56V176H57ZM83 175H84V174H83ZM91 175H92V173H91ZM91 175H90V177L87 176L86 179H88V180H87V183H86V184H88V183H89V185H94L95 183H96V184H99V182L97 181L98 178L96 179V177H94V176H93V177H94V178H93ZM94 175H95V174H94ZM211 175H212V174H211ZM38 176H39V175H38ZM45 176H46V175H45ZM48 176H49V175H48ZM65 176H67V174H66ZM70 176H71V175H70ZM116 176H117V178H118V175H116ZM122 176H123V175H122ZM136 176H137V175H136ZM33 177H34V176H33ZM43 177H44V175H43ZM61 177H62V175H61ZM84 177H85V176H84ZM97 177H98V176H97ZM99 177H100V176H99ZM130 177L133 178L134 176H130ZM130 177H129V178H130ZM138 177H139V176H138ZM38 178H40V177H38ZM52 178H53V177H52ZM58 178H60V177H58ZM77 178H78V177H77ZM119 178H120V176H119ZM119 178H118V179H119ZM121 178L125 179L124 177H121ZM127 178H128V177H127ZM153 178H154V177H153ZM217 178H218V177H217ZM53 179H55V178H53ZM53 179H52V180H49V182H50V181H53ZM75 179H76V178H75ZM78 179H79V178H78ZM81 179H82V178H81ZM95 179H96V180H95ZM243 179H244V178H243ZM32 180H33V179H32ZM66 180H67V179H66ZM69 180H70V179H69ZM128 180H129V179H128ZM128 180L126 181V179H125L126 182H128ZM132 180L134 181V182H133V181H132V182L135 183V180H134V179H132ZM136 180H137V179H136ZM148 180H149V179H148ZM150 180L152 181V179H150ZM150 180H149V182H150ZM241 180H242V179H241ZM244 180H245V179H244ZM244 180H242V182H244ZM30 181H31V180H30ZM54 181H55V180H54ZM60 181H61V179H60ZM79 181H81V180H79ZM84 181H85V179H84ZM84 181H83V182H84ZM96 181H97L98 183H97ZM125 181H124V184H125V187H126V184H127V183H125ZM155 181H156V180H155ZM155 181H154V182H155ZM40 182H41V181H40ZM42 182H43V181H42ZM47 182H48V181H47ZM58 182H59V181H57V183H58ZM67 182H69V181H66L65 183H67ZM75 182H76V181H75ZM81 182H82V181H81ZM81 182H80L79 184H81ZM117 182H118V181H117ZM122 182H123V181H122ZM182 182L184 183V180H183ZM182 182H181V183H182ZM239 182H240V181H239ZM44 183H45V182H44ZM101 183L104 184L105 182H101ZM106 183L109 184V182H106ZM114 183H115V186H116V182H114ZM114 183H113V184H114ZM152 183H153V182H152ZM152 183H151V185H152ZM59 184H60V183H59ZM76 184H77V183H76ZM128 184H129V183H128ZM128 184H127V185H128ZM176 184L178 185L179 183H176ZM176 184L174 183V188L177 187ZM240 184H241V183H240ZM243 184H244V183H243ZM44 185H45V184H44ZM50 185H51V184H50ZM82 185H83V184H82ZM84 185H85V184H84ZM105 185H106V184H104V187H105ZM263 185H264V184H263ZM33 186H34V185H33ZM36 186H37V185H36ZM36 186H34V187H36ZM59 186H60V185H59ZM61 186H62V185H61ZM98 186H100V184H99ZM101 186H103V185H101ZM107 186H109V185H107ZM110 186H111V185H110ZM180 186H181V185H180ZM41 187H42V186H41ZM49 187H50V186H49ZM86 187H88V186H86ZM91 187H92V186H91ZM93 187H94V186H93ZM112 187H114V185H113ZM118 187H119V186H118ZM122 187H123V186H122ZM122 187H121V188H122ZM178 187H179V186H178ZM15 188H16V187H15ZM44 188H45V187H44ZM47 188H48V187H47ZM51 188H52V187H51ZM61 188H62V187H61ZM96 188H98V187L95 186L94 190H97ZM99 188H100V187H99ZM101 188H103V187H101ZM106 188H109V187H106ZM33 189H34V188H33ZM42 189H43V188H42ZM53 189H54V188H53ZM58 189H59V188H58ZM73 189H74V188H73ZM110 189H111V187H110ZM114 189H115V188H114ZM114 189H113V190H114ZM116 189H118V188L116 187ZM254 189H255V188H254ZM34 190H35V189H34ZM34 190H33V191H34ZM44 190H45V189H44ZM44 190H43V191H44ZM46 190H47V189H46ZM71 190H72V189H71ZM84 190H85V189H84ZM94 190L91 189L92 192H93ZM14 191H15V190H14ZM14 191H13V192H14ZM48 191H49V189H48ZM50 191H52V190H50ZM75 191H77V190L75 189ZM79 191H80V190H79ZM117 191H118V190H117ZM119 191H120V189H119ZM158 191H159V190H158ZM160 191H161V190H160ZM163 191H164V189H163ZM236 191H237L236 193H240V192H241V190H239V189L236 190ZM239 191H240V192H239ZM7 192H8V191H7ZM53 192H54V191H53ZM71 192H72V191H71ZM112 192H113V191H112ZM206 192L208 193V191H206ZM77 193H78V192H77ZM80 193H81V192H80ZM80 193H78L79 195H77V194H76V195H77V196H80ZM90 193H91V192H90ZM121 193H122V192H121ZM160 193H161V192H160ZM217 193H218V192H217ZM234 193H235V192H234ZM242 193H243V192H242ZM242 193H240V195H242ZM3 194H4V193H3ZM208 194H209V193H208ZM253 194H254V193H253ZM6 195H7V194H6ZM40 195H42V194H40ZM40 195H38V196H40ZM86 195H87V194H86ZM90 195H92V194H90ZM94 195H95V194H94ZM157 195H158V194H157ZM236 195H237V194H236ZM238 195H239V194H238ZM1 196H2V195H1ZM36 196H37V195H36ZM43 196H44V195H43ZM87 196H88V195H87ZM92 196H93V195H92ZM92 196H89V197H90L89 199H92V202H93V199H94V200H95L94 202H96V199H97L98 197H96V196H93V197H92ZM229 196H230V195H229ZM246 196H247V195H246ZM246 196H245V197H246ZM9 197H10V196H9ZM11 197H12V196H11ZM81 197H83V198H82V200H83L85 196L82 195ZM81 197H80V199H81ZM91 197H92V198H91ZM245 197H244V198H245ZM7 198H8V197H7ZM39 198H40V197H39ZM41 198H42V196H41ZM86 198H88V197H86ZM86 198H85V199H86ZM209 198H210V197H209ZM247 198H249V197H246V199H247ZM32 199H33V198H32ZM43 199L45 200L44 197H43ZM89 199H88L87 201H91V200H89ZM205 199H206V198H205ZM226 199H227V196H226ZM235 199H236V198H235ZM250 199H251V198H250ZM47 200H48V199H47ZM100 200H101V199H100ZM173 200H174V199H173ZM238 200H239V199H238ZM248 200H249V199H248ZM254 200H256V199H254ZM1 201H2V200H1ZM18 201H19V200H18ZM33 201H34V200H33ZM33 201H32V202H33ZM40 201H42V200H40ZM135 201H136V200H135ZM239 201H240V200H239ZM245 201H246V200H245ZM94 202H93V203H94ZM158 202H159V201H158ZM237 202H238V201H237V199H236V201L234 202V203H235L234 205H237V204H238ZM242 202H243V201H242ZM242 202H241V203H242ZM246 202H247V201H246ZM10 203H11V202H10ZM20 203H21V202H20ZM22 203H23V202H22ZM29 203H30V202H29ZM56 203H57V202H56ZM98 203H99V202H98ZM104 203H105V202H104ZM116 203H117V202H116ZM243 203H244V202H243ZM247 203H249V202H247ZM42 204H43V203H42ZM42 204H40V205H42ZM44 204H45V203H44ZM90 204H91V203H90ZM95 204H96V203H95ZM106 204H107V203H106ZM108 204H109V203H108ZM108 204H107V205H108ZM159 204H160V203H159ZM13 205H15V204H13ZM19 205H21V204H19ZM32 205H33V204H32ZM35 205H37V204H35ZM98 205H99V204H97V207H98ZM104 205H105V204H104ZM104 205H103V206H104ZM16 206H17V204H16ZM30 206H31V205H30ZM45 206H46V205H45ZM45 206L43 205L42 208L45 207ZM101 206H102V205H101ZM114 206H115V205H114ZM240 206H241V205H240ZM17 207H18V206H17ZM22 207H23V206H22ZM26 207H27V206H26ZM34 207H35V206H34ZM34 207H33V208H34ZM238 207H239V206H238ZM244 207H246V206H244ZM244 207H243V208H244ZM263 207H264V206H263ZM263 207H262V208H263ZM59 208H60V207H59ZM103 208H104V207H103ZM106 208H107V207H106ZM120 208H121V207H120ZM250 208H251V207H250ZM16 209H18V208H16ZM26 209H27V208H26ZM35 209H36V208H35ZM132 209H133V208H132ZM145 209H147V208L145 207V205H144V206H141V205H140L138 208H135L134 212H135V211H139V212H140V211H143V210H145ZM263 209H264V208H263ZM14 210H15V209H14ZM29 210H30V208H29ZM59 210H60V209H58V211H59ZM70 210H71V209H70ZM72 210H73V208H72ZM91 210H92V209H91ZM98 210H100V209H98ZM98 210H97V211H98ZM101 210H102V209H101ZM108 210H109V209H108ZM112 210H113V209H112ZM159 210H160V208H159ZM21 211H23V210L21 209ZM30 211H31V210H30ZM33 211H34V210H33ZM36 211H37V210H36ZM41 211H42V209H41ZM44 211H45V209H44ZM44 211H43V212H44ZM67 211L69 212L68 209H67ZM116 211H117V212H115V210H114V213H115L116 215L112 214L113 212L109 213V215L112 214V215H111V218H113V219H111V220H115V221L117 220V221H119V219H117V218L119 217V214H118V211H119V210L116 209ZM154 211H158V209L155 208ZM247 211H248V208L246 209V212H247ZM255 211H258V210L255 209ZM263 211H264V210H263ZM45 212H46V211H45ZM64 212H65V211H64ZM86 212H87V211H86ZM86 212H85V213H86ZM95 212H96V211L93 210V214H94ZM100 212H101V211H100ZM121 212H122V214L124 213V211H121ZM246 212H245V213H246ZM18 213H19V212H18ZM21 213H22V212H21ZM65 213H66V212H65ZM97 213H98V212H97ZM119 213H120V212H119ZM135 213H136V212H135ZM261 213H262V211L259 213V216H260ZM22 214H24V213H22ZM22 214H21V215H22ZM42 214H43V213H42ZM67 214H68V213H67ZM76 214H77V213H76ZM76 214H75V215H76ZM246 214H247V213H246ZM45 215L47 216L48 214H45ZM68 215H70V213H69ZM72 215H73V212H72ZM72 215H70L71 218H72ZM79 215H80V213H79ZM113 215H114V216H113ZM123 215H124V214H123ZM22 216H23V215H22ZM41 216H42V215H41ZM62 216H63V215H62ZM73 216H74V215H73ZM261 216H264V214H262ZM38 217H39V216H38ZM43 217H44V216H43ZM64 217L67 218L66 215H65ZM81 217H82V216H81ZM93 217H94V216H93ZM39 218H40V217H39ZM65 218H63V219H65ZM74 218H75V216H74ZM82 218H83V217H82ZM87 218H90V216L87 217ZM108 218H110V217H108ZM68 219H69V218H68ZM72 219H73V218H72ZM91 219H92V218H91ZM94 219H96V218H94ZM94 219H93V222H94ZM176 219H177V218H176ZM247 219H248V218H247ZM218 220H219V218H218ZM241 220H242V219H241ZM241 220H240V221H241ZM244 220H245V219H244ZM244 220H242V221H244ZM63 221H64V220H63ZM174 221H176V220H174ZM177 221L180 222V220H178V219H177ZM240 221H239V224H240ZM178 222H177V223H178ZM188 222H189V221H188ZM212 222H213V221H212ZM89 223H90V222H89ZM91 223H92V222H91ZM186 223H187V222H186ZM241 223H242V222H241ZM244 223H245V222H244ZM6 224H7V223H6ZM112 224H114V223H112ZM180 224H181V223H180ZM90 225H91V224H90ZM95 225H96V224H95ZM105 225H106V224H105ZM212 225H213V224H212ZM216 225H217V224H216ZM242 225H243V224H242ZM246 225H247V224H246ZM7 226H8V225H7ZM99 226H100V225H99ZM109 227H111V226H109ZM0 228H1V227H0ZM2 228H3V227H2ZM5 228H6V227H5ZM93 228H94V227H93ZM102 228H103V227H102ZM104 228H106V227H104ZM104 228H103V230H104ZM113 228H114V226H113ZM217 228H218V227H217ZM221 228H222V227H221ZM28 229H29V228H28ZM28 229H27V230H28ZM98 229H99V228H98ZM114 229H115V228H114ZM25 230H26V229H25ZM25 230H24V231H25ZM115 230H116V229H115ZM28 231H29V230H28ZM33 231H34V230H33ZM33 231H31V232L29 231L28 233H32V235H33ZM39 232H40V231H39ZM46 232H47V231H46ZM258 232H259V231H258ZM258 232H253L254 234H252V235H255V237H256V234H258V235H257V238H256L257 240L264 238V236H263L264 233L260 231L259 233H261V235H262V236H261V235H259ZM40 233H42V232H40ZM107 233H108V232H107ZM255 233H256V234H255ZM262 233H263V234H262ZM22 235H23V233H22ZM27 235H28V234H27ZM27 235H26V236H27ZM36 235H37V233H36ZM39 235H40V234H39ZM46 235H47V233H46ZM49 235H50V234H49ZM42 236H43V235H42ZM50 236H51V235H50ZM22 237H24V236H22ZM34 237H35V236H34ZM37 237H38V236H37ZM48 237H49V236H48ZM164 237H165V236H164ZM45 238H46V237H45ZM245 238H247V237H245ZM17 239H19V238H17ZM34 239H35V238H34ZM34 239H32V240H34ZM234 239H235V238H234ZM23 240H24V239H23ZM47 240H48V239H47ZM165 240H167V243L172 242L171 240H168V239H164V241H165ZM19 241H20V239H19ZM28 241H29V240H27V242H28ZM39 241H40V240H39ZM42 241H43V240H42ZM45 241H46V240H45ZM179 241H180V240H179ZM231 241H233V240L231 239ZM13 242H14V241H13ZM25 242H26V241H25ZM165 242H166V241H165ZM177 242H178V240H177ZM22 243H23V242H22ZM28 243H29V242H28ZM33 243H34V242H33ZM36 243H37V242H36ZM44 243H45V242H44ZM178 243H179V242H178ZM182 243H183V242H182ZM182 243H181V244H182ZM46 244H47V243H46ZM34 245H35V244H34ZM34 245H33V246H34ZM28 246H30V245L28 244ZM45 246H46V245H45ZM42 247H43V246H42ZM188 248H189V247H188ZM52 249H53V248H52ZM34 250H35V249H34ZM39 250H40V248H39ZM57 250H58V249H57ZM32 251H33V250H32ZM36 251L39 252L38 249H37ZM39 253H40V252H39ZM52 253L55 254L56 252H52ZM52 253H51V254H52ZM191 253H194V252H191ZM219 253H221V252H219ZM219 253H218V255H219ZM222 253L225 255L224 252H222ZM229 253H230L231 255H233L231 252H229ZM229 253H228V254H229ZM235 253H236V252H235ZM201 254H203V253H201ZM204 254H205V253H204ZM223 254H220V256L223 255ZM230 254H229V255H230ZM11 255H12V254H11ZM29 255H32V254H29ZM42 255H43V254H42ZM129 255H130V254H129ZM189 255H190V253H189ZM226 255H227V252H226ZM226 255H225V256H226ZM236 255H237V254H236ZM252 255H253V254H252ZM26 256H27V255H26ZM26 256H25L24 258H22V259H25ZM43 256H44V255H43ZM234 256H235V255H234ZM249 256H250V255H249ZM33 257H34V256H33ZM33 257H32V259H33ZM199 257H201V256H199ZM253 257H254V256H253ZM6 258H7V257H6ZM6 258H5V259H6ZM14 258H15V257H13V259H14ZM35 258H36V257H35ZM191 258H192V256H191ZM225 258H226V260H225L223 263H220V264H232V263L234 262V260H235V257L233 258V257H231V256H228V257L226 256ZM10 259H11V258H10ZM17 259H18V258H17ZM32 259H31V260H32ZM187 259H188V258H187ZM198 259H199V258H198ZM201 259L203 260L204 257L201 258ZM25 260H27V259H25ZM40 260H41V258H40ZM43 260H44V259H43ZM195 260H196V262H197V258H196V259H190V262H191L190 264L194 263ZM202 260L199 259V261H202ZM4 261H5V260H4ZM6 261H7V259H6ZM50 261H51V260H50ZM181 261H182V260H181ZM183 261L186 263L185 260H183ZM183 261H182V262L179 261V264H184ZM53 262H54V261H53ZM202 262H203V261H202ZM54 263H55V262H54ZM81 263H82V262H81ZM188 263H189V262H188ZM188 263H186V264H188ZM174 264H175V263H174ZM200 264H201V262H200Z\"/></svg>",
    "mask_w": 264,
    "mask_h": 264
}]
</instances>
